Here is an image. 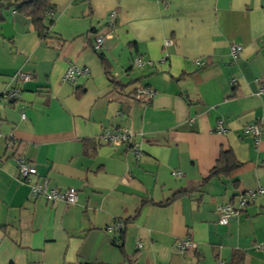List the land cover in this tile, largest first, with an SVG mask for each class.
Masks as SVG:
<instances>
[{
    "label": "crops",
    "instance_id": "1",
    "mask_svg": "<svg viewBox=\"0 0 264 264\" xmlns=\"http://www.w3.org/2000/svg\"><path fill=\"white\" fill-rule=\"evenodd\" d=\"M50 3L44 39L12 8L0 20V92L20 91L0 100V264H128L134 255V264H264L256 248L264 244V193L226 225L216 212L264 188V0ZM233 43L242 47L235 59ZM69 63L88 73L63 81ZM17 71L32 79L15 78ZM145 84L156 94L135 99ZM253 121L261 126L257 144L242 132ZM106 129L132 136L107 144ZM227 149L240 165L203 183ZM17 156L36 168L28 181ZM39 179L76 190L77 201L32 198ZM178 190L186 193L166 206L150 203ZM116 220L122 240L108 229ZM186 237L194 246L177 252Z\"/></svg>",
    "mask_w": 264,
    "mask_h": 264
},
{
    "label": "built area",
    "instance_id": "2",
    "mask_svg": "<svg viewBox=\"0 0 264 264\" xmlns=\"http://www.w3.org/2000/svg\"><path fill=\"white\" fill-rule=\"evenodd\" d=\"M115 13L111 12L108 17V23H111L114 18ZM103 36H97L95 38L94 43V50L98 51L100 45L102 44ZM241 45L233 43L230 45V57L232 59H235L241 52ZM164 60V58L162 59ZM133 63L137 66H142L144 62L139 58L136 57L133 60ZM196 63L199 66H202L204 64L203 61L197 60ZM88 69L85 67H78L75 66L72 63H69L64 75L62 77L63 81H72L76 76L87 74ZM14 77L21 80V81H29L32 79V75L30 73H26L23 71H17L14 74ZM260 92H264V82L262 84V87L260 88ZM156 94V91L148 86V85H142L137 86L134 90V98L137 100H143V101H149L154 95ZM20 97V91L17 88H9L5 89L4 91L0 92V100L4 101H13ZM21 118H24V113H21ZM214 130L218 133L224 132V126L223 121L221 119L217 120ZM242 132L244 135H247L251 138H253L255 144L258 143L259 137L261 134V126L258 122H248L244 124L242 128ZM132 134L127 129H121V130H104L101 134V139L104 143L107 144H114L119 142H127L130 140ZM137 156H140L141 153L136 150ZM16 166L19 173V177L21 181H28L32 175L36 174V168L35 166L28 162L23 156H17L16 157ZM173 175L179 176L180 172H172ZM264 193V188H258L256 190H250L248 192H244L240 194L238 205L235 206L231 203H223L219 204L216 207V212L218 213V223L220 225H226L228 224L232 219L236 218L241 210L245 208L248 201L253 198L255 195ZM30 195L32 198L37 197H43L47 201L50 202H64L66 204H73L77 201V192L74 189H66L61 190L56 187H50L48 184L47 179H39L35 183H33L30 187ZM123 222L121 220H116L112 226H110L109 230H115L120 231L122 229ZM138 245H140L138 243ZM194 246V243L190 239V237H186L180 240H177L174 244V248L177 252H183L184 250H187L189 248H192ZM257 249L263 250L264 244H257ZM217 264H225L222 260H218Z\"/></svg>",
    "mask_w": 264,
    "mask_h": 264
},
{
    "label": "trees",
    "instance_id": "3",
    "mask_svg": "<svg viewBox=\"0 0 264 264\" xmlns=\"http://www.w3.org/2000/svg\"><path fill=\"white\" fill-rule=\"evenodd\" d=\"M9 8L14 9L21 15L29 17L33 29L36 31L37 35L40 38L44 39L47 37L48 29L51 23L53 22L51 16L48 17V15H50L52 8V4L50 3V0H2L0 1V20H2V11ZM98 55L101 61L105 63V74L109 82L113 85H117L118 82L113 78L110 70L107 69L108 66L105 62L104 57L102 56L101 53H98ZM202 66H205V64H203ZM89 144H90L89 140L86 139L83 141V145L86 149ZM91 148H94V146L93 147L91 146ZM239 165L240 163L234 158L232 152L229 149L221 150L214 166L210 169L208 174L203 178L202 182L205 183L211 178L218 177L220 175L228 177L231 175L233 170L236 169ZM184 193H186V191L178 190L175 193H173L169 198L163 201H159V202L150 201V203L158 206H166L170 204L174 199H176L177 197L181 196ZM124 223H126V221H124ZM123 226L122 229L119 231L120 233L119 238L121 240L124 238ZM112 243L122 248V245L117 244L115 240H112ZM134 259H135V255H134ZM134 259L129 257L128 264H134L135 261Z\"/></svg>",
    "mask_w": 264,
    "mask_h": 264
},
{
    "label": "bare ground",
    "instance_id": "4",
    "mask_svg": "<svg viewBox=\"0 0 264 264\" xmlns=\"http://www.w3.org/2000/svg\"><path fill=\"white\" fill-rule=\"evenodd\" d=\"M146 85V84H145Z\"/></svg>",
    "mask_w": 264,
    "mask_h": 264
}]
</instances>
